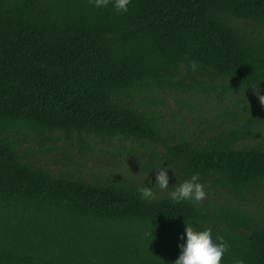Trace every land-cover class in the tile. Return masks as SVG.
I'll list each match as a JSON object with an SVG mask.
<instances>
[{"label":"trees","instance_id":"trees-1","mask_svg":"<svg viewBox=\"0 0 264 264\" xmlns=\"http://www.w3.org/2000/svg\"><path fill=\"white\" fill-rule=\"evenodd\" d=\"M242 21L264 26V0H131L122 14L88 0H0V264H173L186 224L224 238L221 264H264V144L254 141L264 107L237 97L199 135L170 133L161 109L171 91L182 104L194 91L184 74L206 90L220 79L222 96L264 88V31ZM57 134L151 141V177L40 163L27 141ZM163 161L178 180L169 169V191L199 174V206L152 185L156 198H139ZM219 189L226 204L209 198Z\"/></svg>","mask_w":264,"mask_h":264},{"label":"rangeland","instance_id":"rangeland-1","mask_svg":"<svg viewBox=\"0 0 264 264\" xmlns=\"http://www.w3.org/2000/svg\"><path fill=\"white\" fill-rule=\"evenodd\" d=\"M242 25L257 32H260V30L264 31V26H258L251 21H242ZM184 77L186 87L188 89L194 88V91L184 97L182 104L174 98L181 92L173 90L166 96L168 99L166 106L161 107L164 121L170 133L180 134V130H188L199 135L208 132L210 124L207 121L211 120L216 123V116L233 99L239 97L244 104L246 102L259 101L254 94L253 88L247 91L248 96L235 91H229L226 96H222L219 93L222 91L220 79L215 82L217 85L216 91L203 88L202 80H204V77L198 73H194V77H187V74H184ZM258 90L264 95V88H258ZM221 99H224L225 102H222ZM86 141L87 145H84L77 137L67 139L64 135L57 134L45 144H41L34 138L27 141V144L29 149L36 153V158L40 163H46L57 170L70 169L88 177L99 174L116 178L140 177L145 179L147 176L142 173V169L150 160V155L155 148V144L151 141L133 143L131 141L98 137H93ZM254 141L258 144H264V128ZM50 149L53 152L47 153ZM149 176L151 177V175ZM152 180L154 181V175H152ZM171 187L174 188L175 185ZM217 194V196L215 194L209 196L210 200L226 204L227 192L219 189ZM258 199L259 203H264V195ZM245 205L246 208H250L255 206V202Z\"/></svg>","mask_w":264,"mask_h":264},{"label":"clouds","instance_id":"clouds-1","mask_svg":"<svg viewBox=\"0 0 264 264\" xmlns=\"http://www.w3.org/2000/svg\"><path fill=\"white\" fill-rule=\"evenodd\" d=\"M88 2L95 9L108 7L111 3L116 14H122L129 11L131 0H88ZM253 90L260 105L264 107V95L260 93L258 86ZM169 169L173 170L177 180L174 169L169 164L165 166L163 161L151 170V172L156 170L154 182L149 179L148 184L143 182L141 186L137 187L136 192L139 194V198L147 202L154 200L157 194L153 187L148 186L152 185L161 192H167L169 200L174 203L187 202L193 206H199L206 199V192L204 185L200 182L199 174H193L189 179L175 183V187L169 191ZM181 240L183 242L178 244L180 254L173 264H221L222 258L229 248V244L222 236L214 237L210 230H198L192 224H186ZM233 264H245V261L241 258H234Z\"/></svg>","mask_w":264,"mask_h":264}]
</instances>
